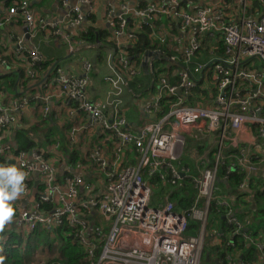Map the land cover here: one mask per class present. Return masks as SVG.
<instances>
[{
  "label": "built area",
  "instance_id": "1",
  "mask_svg": "<svg viewBox=\"0 0 264 264\" xmlns=\"http://www.w3.org/2000/svg\"><path fill=\"white\" fill-rule=\"evenodd\" d=\"M194 1L137 8L133 28L127 6L120 15L107 7L116 47L108 50L99 99L90 96L96 65L84 61L82 74L68 72L63 62L44 70L36 43L60 41L73 50L81 42L61 23L80 26L96 13L97 0L74 6L62 0L68 8L61 21L38 16L32 0L0 4V28L15 16L24 20V33L9 37L20 63L16 75L23 72L30 86L21 85L8 101V93H0V165L22 163L27 173L25 193L12 202L16 211L3 229L26 241L70 227L89 264H201L206 249L217 247L221 264H264V232L257 231L263 225L256 219L264 210V0ZM164 18L169 21L162 25ZM143 26L154 28L152 42L159 46L150 50L158 58L151 57L147 73L145 52L133 58L128 51ZM0 65L6 74L10 65L2 54ZM125 93L153 116L139 128L128 121ZM33 102L40 106L43 137L51 128L58 135H50L47 147L20 150L14 134ZM153 180L192 186L193 205L180 209L171 190L152 205ZM190 220L200 225L195 235L187 234ZM251 246L256 261L246 256ZM58 254L35 249L27 258L64 264L53 262Z\"/></svg>",
  "mask_w": 264,
  "mask_h": 264
},
{
  "label": "trees",
  "instance_id": "2",
  "mask_svg": "<svg viewBox=\"0 0 264 264\" xmlns=\"http://www.w3.org/2000/svg\"><path fill=\"white\" fill-rule=\"evenodd\" d=\"M18 0H0V4H4L7 7H11L12 5L16 4ZM231 1V0H226ZM257 3L258 0H255ZM257 5V4H256ZM186 7V5H184ZM97 15L89 16L90 20L95 21ZM19 19H22L19 17ZM153 27L143 26L139 33V39L137 42L132 43L128 47V51L130 56L135 58L143 54L146 50H154L159 48L157 44L152 42V32ZM5 29L0 28V46L3 39V33ZM106 35L104 32L90 27L86 31H84L81 35H79V40L84 42H88L94 44L97 40L100 42L105 43L107 42ZM112 47H116L115 43L112 41ZM164 49V48H163ZM167 49H164V52H167ZM3 53V52H1ZM207 57L208 54L205 53ZM101 57V56H99ZM46 58V57H45ZM164 59V58H163ZM165 60V59H164ZM166 62V61H164ZM54 63V60H47L44 61L41 66L44 70L49 69ZM157 65L160 63L156 61ZM10 74H6L4 76L5 82L0 84V93L4 91L5 93L8 92H16L20 89L21 85L24 86V89H28L30 86L28 84V80L25 79L24 73H21V76L15 75L11 77ZM3 78V77H0ZM149 76V80H150ZM148 80V77H146ZM167 110V108L165 109ZM45 122V121H44ZM40 123L39 125H42ZM39 125H30V122L26 121L25 117H21L18 129L15 131L14 134V142L17 144L20 150H28L38 146L47 147L49 143V138L51 134L58 135L56 128H51L49 132L45 133L43 137L42 132L43 129H39ZM40 135V136H39ZM41 139H44L42 142ZM68 147H63L65 152H67ZM74 158V157H73ZM153 182L160 186V184L153 180ZM162 188V195L166 192L171 190L172 196L171 200L177 204L180 209H186L193 205L195 198H196V191L192 186L186 185L185 183L179 184L175 188H170L166 186H160ZM264 202L263 194H259V203ZM263 206L260 208L262 209ZM258 212L257 218H261V223L263 226H257L258 232H264V210ZM255 219V220H256ZM220 221L217 223L220 226H223V218H220ZM255 224V223H254ZM200 229V225L193 220H190L189 228L187 231L188 235H195L198 233ZM72 228L70 227H63L58 228L54 231V234H49L47 231L36 232L28 237L25 241L24 237L17 234L15 231L7 232L5 229L0 230V264H29V258L27 256L29 254L34 253L35 249L39 247L38 241L42 239L43 242V250H52L54 245L57 246V252L59 253L58 256L53 260L54 263L63 262L64 264H89L88 255L86 250L77 243L72 235ZM6 237L5 241L4 238ZM220 247H217L214 252H220ZM246 256L249 261H256L258 260V251L253 247H249L245 250ZM26 259V260H24Z\"/></svg>",
  "mask_w": 264,
  "mask_h": 264
},
{
  "label": "crops",
  "instance_id": "3",
  "mask_svg": "<svg viewBox=\"0 0 264 264\" xmlns=\"http://www.w3.org/2000/svg\"><path fill=\"white\" fill-rule=\"evenodd\" d=\"M160 0H97L95 6V12L92 15H97L95 21L90 20L89 17L84 21L80 26L71 27L67 23H61V27L65 28L66 31L71 32L75 41L81 42L77 46H74L73 50H69L67 46L60 43V41H56L50 44L41 43L36 41L39 44V47L46 57L47 60H54L55 62H63L66 64V70L73 74H82L84 65V61H91L94 64V71L92 72L91 76L93 78V83L90 88L91 98L92 99H99L104 96V92L106 90L105 85L101 82V75L104 73L109 72L108 67V55L112 51H108L112 47V43L115 42L113 39V26L111 22L106 17V9L107 7L113 8L117 15H120L124 8L123 6L128 7V11L126 13L127 18L129 20L130 27H136L139 22V16L136 13V9L144 6H148L151 2H158ZM212 0H195V5H203L207 4ZM77 4V0H69V5L74 6ZM3 7H7L4 4ZM32 6L34 7V12L38 16H45L54 21H61L66 13V8L62 5V0H32ZM194 6H188L186 8H192ZM100 9H102V13L100 15ZM169 21L168 19L164 20L162 25H165L166 22ZM94 27L106 35L107 42L99 44V43H88L82 42L79 40V35L86 31L88 28ZM165 29V26H163ZM25 30V23L23 19H17L14 17V20L6 27L3 33V39L0 46V54L3 55L7 59L10 65V69H6V74L11 73V77H14L17 73L19 67V61L16 57L12 54L14 44L10 39V35L21 36ZM101 45L103 46L101 48ZM104 49V54L102 55ZM46 50V52H45ZM69 50V51H68ZM54 51L61 52V56H58ZM3 52V53H1ZM101 52V57L97 56V53ZM145 54V53H144ZM96 58V61L93 62V59ZM5 69L0 65V84L5 82L4 76ZM4 92V91H1ZM11 93L15 92H8L7 94V101L10 100ZM133 101V100H132ZM131 101L130 95L125 93V108L127 110V118L130 124L133 125V129L139 128L142 126L146 121L153 118V116H148L143 112V106L141 104H136ZM40 113V106L33 102L30 109L26 112L25 118L26 121L31 122L32 119ZM135 127V128H134ZM42 127L41 129H43ZM40 129V130H41ZM209 253V259L206 257V254ZM221 255L220 252H210L206 249L204 258L209 262V264H215V260L218 259V256ZM258 257V256H257ZM202 264V262H201Z\"/></svg>",
  "mask_w": 264,
  "mask_h": 264
},
{
  "label": "clouds",
  "instance_id": "4",
  "mask_svg": "<svg viewBox=\"0 0 264 264\" xmlns=\"http://www.w3.org/2000/svg\"><path fill=\"white\" fill-rule=\"evenodd\" d=\"M26 175L22 163L19 166L0 165V230L14 217L16 209L12 202L24 195Z\"/></svg>",
  "mask_w": 264,
  "mask_h": 264
},
{
  "label": "rangeland",
  "instance_id": "5",
  "mask_svg": "<svg viewBox=\"0 0 264 264\" xmlns=\"http://www.w3.org/2000/svg\"><path fill=\"white\" fill-rule=\"evenodd\" d=\"M221 0H212L210 2H208L207 4H215L216 2H219ZM165 20V18H164ZM46 52V50H45ZM56 54H58V56H61V52H58V51H54ZM163 64H167V62H164ZM41 123V117H40V114H38L37 116H35L32 121L30 122V125H39ZM43 127V124L42 125H39V129H41ZM44 129V128H43ZM40 136V135H39ZM41 141L43 142L44 139H41ZM162 186V184L160 185ZM160 186H157L156 185V188L154 189V197H153V201H152V205H157V204H161L163 202V197L164 195H162V188ZM38 245L39 247L36 248V250L38 251H41V254H45L46 256H52V255H55V253L57 252V247H53L52 250L49 249V251H46V250H43V242H42V239H39L38 241ZM205 254V252H204ZM36 256L33 255L31 259L35 258ZM26 260V259H24ZM202 264H209V262L203 257L202 259Z\"/></svg>",
  "mask_w": 264,
  "mask_h": 264
},
{
  "label": "water",
  "instance_id": "6",
  "mask_svg": "<svg viewBox=\"0 0 264 264\" xmlns=\"http://www.w3.org/2000/svg\"><path fill=\"white\" fill-rule=\"evenodd\" d=\"M100 15H101V13H102V9H100ZM97 43H99V44H101V42H100V40H97ZM103 46L101 45V48H102ZM99 55H101V52H99V53H97V56H99ZM97 56L93 59V62H95L96 61V58H97ZM144 61H143V69H144V71L147 73L148 72V68H149V63H150V59H151V57H154L155 59H157L158 58V53H156V52H153V51H149V50H146L145 51V54H144ZM36 175V174H35ZM209 253H207L206 254V257L209 259ZM163 264H165V263H163ZM215 264H221L220 263V261H219V259H216L215 260Z\"/></svg>",
  "mask_w": 264,
  "mask_h": 264
}]
</instances>
